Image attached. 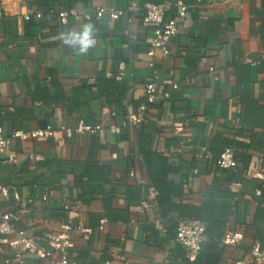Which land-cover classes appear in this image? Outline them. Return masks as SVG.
Here are the masks:
<instances>
[{"label":"crops","instance_id":"crops-1","mask_svg":"<svg viewBox=\"0 0 264 264\" xmlns=\"http://www.w3.org/2000/svg\"><path fill=\"white\" fill-rule=\"evenodd\" d=\"M144 1L0 0L3 134L52 129L47 136L11 138L16 161L0 164V182L10 188L0 214L30 203L23 225L37 238L74 225L69 254L77 264H102L119 254L124 264H172L181 251L174 239L181 213L215 204L225 207L224 235L241 234L235 244L218 241V264H264V130L244 124L235 85L237 62L264 54L252 14L261 0H188L185 20L167 41L169 53L155 51L159 93L150 103L144 88L153 31L142 22ZM97 7L122 13L96 17ZM69 8L80 16L55 26L56 11ZM173 13L171 6L164 18ZM89 23L94 36L87 52L61 39ZM251 70L253 96L264 106V71ZM142 102L144 121L109 130ZM217 138L233 147L236 167L216 164L213 153L223 146ZM201 145L210 157H197ZM178 146L173 161L163 155ZM15 238L0 241V264H48L28 253L21 263L5 261L18 249ZM254 246L262 256L252 254Z\"/></svg>","mask_w":264,"mask_h":264},{"label":"built area","instance_id":"built-area-1","mask_svg":"<svg viewBox=\"0 0 264 264\" xmlns=\"http://www.w3.org/2000/svg\"><path fill=\"white\" fill-rule=\"evenodd\" d=\"M210 2H217L218 0H209ZM227 1V0H220ZM171 6L174 7V13L168 18H164L166 10ZM190 6L189 3L183 0H162L159 2L147 1L144 3V14L142 17V22L152 28L153 36L150 39L148 48L146 50L147 64L151 67L150 75L145 82V100L150 103L153 102L157 95V70L154 65L155 51L160 50L163 54H168L169 50L167 47V41L172 36L176 35L179 31L178 21L185 20L186 10ZM107 13L111 18H117L122 13V10L114 7H97L95 10L96 17H102ZM36 15L40 16L41 11H36ZM80 14L74 9H61L57 12V18L59 23L64 25L70 18H78ZM26 18L28 16H25ZM87 18H90V14H86ZM264 54L258 57L245 56V62L250 65H256L260 61H263ZM210 73L215 72V68L210 66ZM173 87L177 84L173 83ZM164 98L169 97V92L167 90L161 93ZM146 102L140 103L136 110L130 112L126 117L120 122V124H110L109 130L112 133H119L120 127L127 123H139L145 120L147 104ZM114 113L113 111L111 112ZM82 130H89L91 132H100L103 127L100 124L95 126H86L80 124L79 126ZM178 128V127H177ZM52 134V129L50 125H47L44 129L34 130L31 132H21L14 131L10 136L3 134L2 126L0 125V164L4 162H14L16 161L15 152L10 148V141L12 137L18 136L25 138L27 136H37L43 135L47 136ZM182 152V146H178L174 151L164 150L163 155L170 161H173ZM197 157H210L211 154L209 150L201 145ZM34 155L32 153L28 154L29 158ZM216 164L221 168H234L238 164L235 158L234 149L232 146H225L216 158ZM194 171H197L194 168ZM250 174L245 172L244 175ZM256 175L257 173H253ZM9 186L0 182V201L8 196ZM14 189V187H13ZM43 199H47L46 195L42 196ZM30 202V199H28ZM31 212V205H23L19 208H14L2 212L0 214V241L7 242V236L11 233L16 234V238L12 243L17 244L18 249L13 252V256L7 258L5 261H14L21 263L22 256L24 253L44 256L48 260V264H77L76 260L70 257L69 249L72 245L71 236L69 231L72 230L74 225H64V231H47L41 237L37 238L31 234H28L25 226L23 225L25 217ZM175 241L185 249L186 256L188 259L193 260L199 250L202 248V244L205 240V227L203 223L195 218H179L176 224V230L174 235ZM241 239V234L238 232H228L226 233L222 241L224 243L235 244ZM252 254L255 256H262L258 247L254 246L252 248ZM172 264L176 261L171 260ZM126 262L125 255L119 254L114 259H106L102 264H124ZM87 264H93L91 262ZM234 264H248L245 260L236 261Z\"/></svg>","mask_w":264,"mask_h":264},{"label":"trees","instance_id":"trees-1","mask_svg":"<svg viewBox=\"0 0 264 264\" xmlns=\"http://www.w3.org/2000/svg\"><path fill=\"white\" fill-rule=\"evenodd\" d=\"M148 1L159 2L162 0H148ZM183 1L188 3V0H183ZM57 12L58 11H56L54 15L57 16ZM252 14L255 18H257L260 21V36L264 38V0H261L260 8L255 11H252ZM56 16H54L53 18L54 21L53 23L55 24V26L60 25L59 20ZM234 49L235 52H237L239 55L241 54L238 40L235 42ZM252 68H255L256 70L259 71H264V61H260L256 65H250L249 63L240 60L236 64L235 85H236L237 101L242 108V117L244 124H246L250 129L253 130L254 128H260L261 130H264V106L263 104L259 103L256 98H254L252 93V80H251ZM107 101L111 102L110 100ZM217 142L220 144L222 143L223 146L217 153L216 152L213 153L216 158L219 155L220 151L225 146L228 145V141L225 140L221 141V138H217ZM80 186L83 189L82 185ZM94 192H99V189L95 188ZM90 193L91 195L93 194L92 192ZM224 214H225V207L217 206L215 204H212L211 206H207V207L192 208L189 210L187 214L181 213V215L183 216L181 218H195L203 223L205 227V238L209 242L206 245V250L203 249L204 245L202 244V248L199 250V252L197 253V255L193 260L188 259L185 253V249L177 243L181 248V251L179 253L180 255L179 261H176L177 257H174L176 259L175 260L176 263L218 264V260H219L218 254L216 253L215 250L218 241L221 240L226 230L224 224Z\"/></svg>","mask_w":264,"mask_h":264},{"label":"clouds","instance_id":"clouds-1","mask_svg":"<svg viewBox=\"0 0 264 264\" xmlns=\"http://www.w3.org/2000/svg\"><path fill=\"white\" fill-rule=\"evenodd\" d=\"M94 28L93 25L85 24L80 31L69 30L62 34L61 39L64 43L79 47L81 53L87 52V50L93 46Z\"/></svg>","mask_w":264,"mask_h":264}]
</instances>
